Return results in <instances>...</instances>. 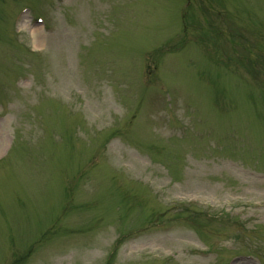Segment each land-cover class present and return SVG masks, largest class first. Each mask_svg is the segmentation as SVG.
I'll return each instance as SVG.
<instances>
[{"label": "rangeland", "instance_id": "374dc122", "mask_svg": "<svg viewBox=\"0 0 264 264\" xmlns=\"http://www.w3.org/2000/svg\"><path fill=\"white\" fill-rule=\"evenodd\" d=\"M261 40L264 0H0V264H264Z\"/></svg>", "mask_w": 264, "mask_h": 264}, {"label": "bare ground", "instance_id": "6f19581e", "mask_svg": "<svg viewBox=\"0 0 264 264\" xmlns=\"http://www.w3.org/2000/svg\"><path fill=\"white\" fill-rule=\"evenodd\" d=\"M198 186H200V185H198ZM198 186H197V184H194V187H193V189H195V190H197L198 189ZM174 234V236H180V235H184L185 233L184 232H182V231H176V232H174L173 233ZM173 236V237H174ZM188 236V235H187ZM172 237V238H173ZM154 240H159V239H165V238H159V237H152ZM168 238H170V236L168 237ZM168 238H166V239H168ZM172 238H170V239H172Z\"/></svg>", "mask_w": 264, "mask_h": 264}]
</instances>
